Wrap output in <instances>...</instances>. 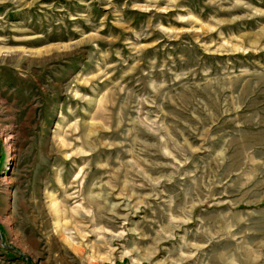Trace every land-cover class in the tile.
Masks as SVG:
<instances>
[{"label":"rangeland","instance_id":"rangeland-1","mask_svg":"<svg viewBox=\"0 0 264 264\" xmlns=\"http://www.w3.org/2000/svg\"><path fill=\"white\" fill-rule=\"evenodd\" d=\"M0 264H264V0H0Z\"/></svg>","mask_w":264,"mask_h":264}]
</instances>
